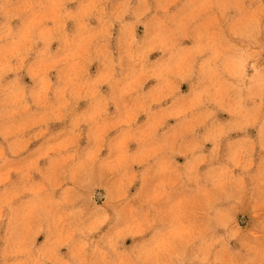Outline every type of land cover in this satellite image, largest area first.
<instances>
[{"label": "rangeland", "instance_id": "374dc122", "mask_svg": "<svg viewBox=\"0 0 264 264\" xmlns=\"http://www.w3.org/2000/svg\"><path fill=\"white\" fill-rule=\"evenodd\" d=\"M0 264H264V0H0Z\"/></svg>", "mask_w": 264, "mask_h": 264}]
</instances>
